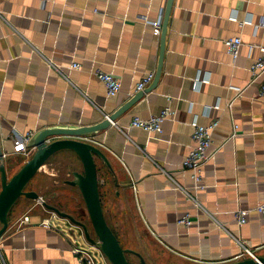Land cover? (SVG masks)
Listing matches in <instances>:
<instances>
[{
	"label": "crops",
	"instance_id": "1",
	"mask_svg": "<svg viewBox=\"0 0 264 264\" xmlns=\"http://www.w3.org/2000/svg\"><path fill=\"white\" fill-rule=\"evenodd\" d=\"M167 2L0 0V139L9 176L31 157L15 152L14 135L95 124L136 95L144 75L155 71L156 77L161 35L151 22ZM263 23L264 0H175L160 78L93 137L111 163L96 157L106 219L124 246L140 252L148 264H229L249 256L241 243L264 256V216L252 210L244 224L235 216L237 209L264 202V99L258 98L260 81L249 84L250 66L261 54L250 45L264 44ZM235 36L243 39L236 60L224 42ZM73 61L81 67L71 68ZM98 67L121 78L120 92L108 95L94 75ZM232 87L245 90L229 107L236 96ZM166 106L177 113L164 121L161 134L131 126L134 116L149 118ZM216 118L220 124L211 149L221 148L204 166L206 187L196 190L191 172L182 167L194 145L193 122ZM235 123L238 135L227 140ZM73 170L83 171L80 158L62 150L32 179V190L44 198L51 186L68 190L71 198L63 204L83 213L79 188L65 183ZM53 194L63 200L62 191ZM47 212L35 199L18 201L0 237V264L78 263L72 247L80 228L46 227ZM187 212L192 215L188 227L178 222ZM27 214L30 222L21 224Z\"/></svg>",
	"mask_w": 264,
	"mask_h": 264
},
{
	"label": "water",
	"instance_id": "2",
	"mask_svg": "<svg viewBox=\"0 0 264 264\" xmlns=\"http://www.w3.org/2000/svg\"><path fill=\"white\" fill-rule=\"evenodd\" d=\"M174 1L168 0L165 8L161 32L160 62L155 82L158 81L162 73L166 49V35ZM146 92L147 90L139 91L117 111L95 124L57 125L39 130L35 136H31L28 143V145L35 147L33 155L12 176L8 174L0 139V170L2 181V189L0 191V237L7 230L10 213L21 197H28L35 200L41 198L38 191L27 189L32 179L56 153L62 150H71L80 158L83 164V171H71L69 174L71 178L66 179L65 183L79 188L85 200L93 230H90V227L86 223L77 220L73 215L62 211L59 207L51 204L47 200H43L42 205L60 217L69 219L76 227L83 229L85 237L89 242L96 243L99 241L104 254L112 264H133L129 259V254L136 255L139 258L140 264H148L140 252L126 248L121 244L119 237L106 219L101 197L96 157L102 158L108 166H111V163L106 153L96 145L93 139L97 133L110 128L113 122L139 102ZM82 137L92 138V141L80 139ZM229 264H264V256H257V258L245 257Z\"/></svg>",
	"mask_w": 264,
	"mask_h": 264
},
{
	"label": "built area",
	"instance_id": "3",
	"mask_svg": "<svg viewBox=\"0 0 264 264\" xmlns=\"http://www.w3.org/2000/svg\"><path fill=\"white\" fill-rule=\"evenodd\" d=\"M1 14V13H0ZM165 10H161L158 18L151 22L153 26V31L156 35H161L163 20H164ZM264 24V23H263ZM225 45L227 47L228 53L232 55L233 59L236 60L240 47L243 44V39L241 36L229 37L225 39ZM254 47H258L261 54L250 66L251 80L249 84L256 83L260 81V89L258 93V98L264 99V44L260 45H250V50L252 51ZM46 61L52 67H57L54 61L51 58L46 57ZM81 67V63L73 61L71 63V68L78 69ZM94 75L101 80L106 87L108 95H116L122 89V80L121 78L113 72L105 71L101 68H96L94 70ZM155 71L149 72L143 76V78L137 83L136 89L138 91L144 90L154 79ZM248 84V85H249ZM236 90V96L231 99L228 103L229 107H232L235 99L243 94L244 87H232ZM177 111L171 106H166L159 113L151 115L149 118H143L141 116H134L131 120V126L141 128L145 131L155 134H161L163 132V123L169 117H174ZM108 117V115H106ZM114 123V122H113ZM220 124V120L216 118L208 124L200 123L197 119L194 120V132L193 140L194 145L190 149L188 155L182 162V167L184 170L191 172V177L194 182V187L196 190H201L206 187L203 183V169L204 166L216 155L218 149H211L213 134L217 127ZM239 125L234 124L232 133L229 135L227 140L234 139L238 135ZM33 133H28L25 135H14L12 140L14 143L15 152H23L27 157L33 155V150L29 148L28 143L31 139ZM80 139L92 141V138L82 137ZM224 146V145H222ZM4 156H6L4 154ZM180 188L186 193L192 203L197 206L202 207L197 197L187 190L185 187L180 186ZM45 198L41 196L37 200L41 205ZM43 206V205H42ZM204 208V207H202ZM254 210L259 214L264 216V202L259 203L253 209H237L235 211L236 219L239 224H244L248 221L249 213ZM213 219H217L216 215L212 212H208ZM31 216L29 214L25 215L20 221L21 224L30 222ZM178 222L184 224L185 226H190L192 224V215L190 212H187L185 215L178 219ZM217 222V220H216ZM42 224L46 227H54L55 224L51 221L50 218H44ZM219 227H222L221 223H218ZM244 248V254L249 255L248 257L257 258L253 251L247 248L243 243H241ZM72 253L76 256L78 263L77 264H112V262L104 254L99 241L96 243L89 242L84 234L83 229L80 228L79 236L75 241V245L72 247ZM5 264V263H4Z\"/></svg>",
	"mask_w": 264,
	"mask_h": 264
},
{
	"label": "rangeland",
	"instance_id": "4",
	"mask_svg": "<svg viewBox=\"0 0 264 264\" xmlns=\"http://www.w3.org/2000/svg\"><path fill=\"white\" fill-rule=\"evenodd\" d=\"M21 168V167H20ZM19 170V169H18ZM17 170V171H18ZM17 171H15L14 173H11V176L13 175V174H15ZM33 183V182H32ZM29 184L28 185V188L27 189H29V190H32V188L34 187V184ZM55 191H62L63 192V194L62 195H64V197H62V199L63 200H58V199H55V197L53 196L54 194V192ZM65 193V194H64ZM71 194H72V192H70V191H68V190H65V189H58V188H56V187H54V186H51V187H49V188H47V189H44V195L46 196V198H45V200H47L48 202H50L51 204H53V203H57V204H60V205H57V206H59L61 209H62V211H65V212H70L71 213V210L69 209V208H74L73 207V205L71 204V206H69V204H63V202H65V201H67V199L68 198H71ZM22 198V197H21ZM20 198V199H21ZM18 203V202H17ZM75 207H77V205H75ZM79 208V207H78ZM74 210H75V212H73L72 214L75 216V217H77V218H79V219H81L82 220V222H84V223H86L89 227H90V229H92L93 230V228H92V223H91V220H90V217H89V214H88V212H87V208L85 207L84 208V210H83V213L82 212H80L79 210H77V208H74ZM47 211H49V210H47ZM104 213H105V211H104ZM46 214V217H47V219L48 218H50L51 217V212H47V213H45ZM53 216H54V214H53ZM56 216V215H55ZM105 216H107L108 217V215H105ZM57 217V219L59 220V223H61V224H67V221L68 220H66V219H63V218H59V216H56ZM106 217V218H107ZM53 219V218H52ZM109 223V222H108ZM109 224H111V223H109ZM113 225V224H112ZM112 225H110L111 227H112ZM61 226H63L64 227V225H61ZM66 228V227H65ZM113 228V227H112ZM120 238H121V240H120ZM119 238V240H120V242H121V244L124 246V243H125V241H124V239H122V237H120ZM125 247V246H124ZM129 259H130V261L133 263V264H140L139 263V259L136 257V256H134V255H132V254H129Z\"/></svg>",
	"mask_w": 264,
	"mask_h": 264
},
{
	"label": "flooded vegetation",
	"instance_id": "5",
	"mask_svg": "<svg viewBox=\"0 0 264 264\" xmlns=\"http://www.w3.org/2000/svg\"><path fill=\"white\" fill-rule=\"evenodd\" d=\"M57 206V205H56ZM57 207H59V206H57ZM60 208V207H59ZM61 209V208H60ZM62 210V209H61ZM49 212H51V217H50V219H51V221L55 224V225H58V226H61V225H64V227H66V228H69L70 230H74L75 231V229H74V224L69 220V219H66V220H68L67 221V224L65 223V224H61V223H59V220L57 219V217L56 216H59L58 214H56L55 212H52V211H49ZM67 213H70V212H67ZM53 214H54V216H53ZM71 215H73L72 213H70ZM56 215V216H55ZM74 216V215H73ZM75 217V216H74ZM53 218V219H52ZM59 218H60V216H59ZM62 218V217H61ZM77 220H81V219H79V218H77V217H75ZM63 219H65V218H63ZM82 221V220H81ZM90 230H92V229H90Z\"/></svg>",
	"mask_w": 264,
	"mask_h": 264
}]
</instances>
